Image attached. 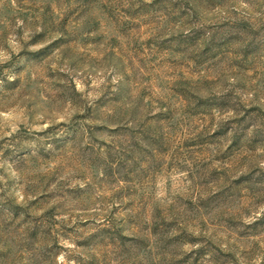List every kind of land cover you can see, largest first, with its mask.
I'll return each instance as SVG.
<instances>
[{"label":"rangeland","instance_id":"374dc122","mask_svg":"<svg viewBox=\"0 0 264 264\" xmlns=\"http://www.w3.org/2000/svg\"><path fill=\"white\" fill-rule=\"evenodd\" d=\"M0 264H264V0H0Z\"/></svg>","mask_w":264,"mask_h":264}]
</instances>
